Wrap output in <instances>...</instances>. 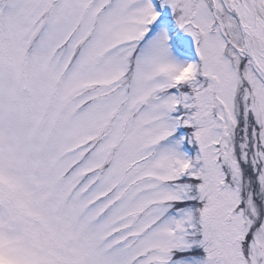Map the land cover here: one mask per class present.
<instances>
[{
  "label": "snow or ice",
  "instance_id": "1",
  "mask_svg": "<svg viewBox=\"0 0 264 264\" xmlns=\"http://www.w3.org/2000/svg\"><path fill=\"white\" fill-rule=\"evenodd\" d=\"M0 264H264V0H0Z\"/></svg>",
  "mask_w": 264,
  "mask_h": 264
}]
</instances>
